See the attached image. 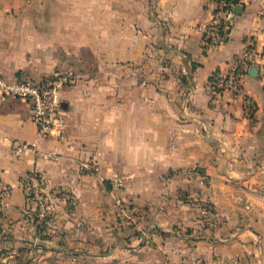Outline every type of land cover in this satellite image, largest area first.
Segmentation results:
<instances>
[{"label": "crops", "instance_id": "1", "mask_svg": "<svg viewBox=\"0 0 264 264\" xmlns=\"http://www.w3.org/2000/svg\"><path fill=\"white\" fill-rule=\"evenodd\" d=\"M210 0H0V71L61 90L65 134L42 139L26 99L0 101V264H264V58L243 96L211 77L264 25L237 12L227 42L205 49ZM30 147L21 154L18 143ZM97 164L94 172L84 168ZM37 169L56 209L32 220L21 178ZM119 178L121 183H114ZM77 194L74 208L57 191ZM46 234L48 237L43 238Z\"/></svg>", "mask_w": 264, "mask_h": 264}, {"label": "built area", "instance_id": "2", "mask_svg": "<svg viewBox=\"0 0 264 264\" xmlns=\"http://www.w3.org/2000/svg\"><path fill=\"white\" fill-rule=\"evenodd\" d=\"M214 4L210 20L198 25L202 32L205 49L219 46L230 38L234 26L236 7L245 8L251 3H258L256 10L257 21L264 25V0H210ZM264 33V30H263ZM264 58V42L259 46V40L252 35L241 52L236 54L228 63L226 70H219L211 77L209 85L214 93H226L243 96L247 114L253 115L256 106L253 99L244 93L243 78L252 66H258ZM77 79L73 72L55 73L40 80L10 79L0 71V101L8 98L26 99L30 104V116L37 127V134L42 139L61 138L66 129V113L62 106L61 90ZM30 145L18 143L15 153L21 154ZM90 171L97 170V164L91 160L84 166ZM114 183L119 185L120 179ZM21 185L25 192L26 202L31 213L36 217L39 227L48 228L54 220L56 209L45 193L44 178L37 169L30 170L21 178ZM11 186L5 184L0 176V202L10 194ZM56 199L64 200L68 208L72 209L77 203V194L73 191H57Z\"/></svg>", "mask_w": 264, "mask_h": 264}, {"label": "trees", "instance_id": "3", "mask_svg": "<svg viewBox=\"0 0 264 264\" xmlns=\"http://www.w3.org/2000/svg\"><path fill=\"white\" fill-rule=\"evenodd\" d=\"M32 220L35 223V225L39 231H44L46 229V226H44V227L37 226L36 217H35V214L33 212H32ZM42 237L47 238L48 236L46 234H43ZM43 249H45V245L42 242H39V243L35 244V246L29 248L28 249L29 252L21 264H24V263L30 261L36 254H39L40 252H42Z\"/></svg>", "mask_w": 264, "mask_h": 264}, {"label": "water", "instance_id": "4", "mask_svg": "<svg viewBox=\"0 0 264 264\" xmlns=\"http://www.w3.org/2000/svg\"><path fill=\"white\" fill-rule=\"evenodd\" d=\"M242 9H243V7L238 6V7H236L235 11H236V12H239V11H241ZM250 71L254 74L255 72L258 71V67H257V66H252V67L250 68Z\"/></svg>", "mask_w": 264, "mask_h": 264}]
</instances>
